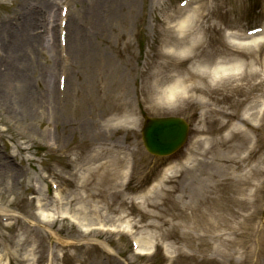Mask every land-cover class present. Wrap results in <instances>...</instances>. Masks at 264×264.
<instances>
[{
    "label": "rangeland",
    "instance_id": "374dc122",
    "mask_svg": "<svg viewBox=\"0 0 264 264\" xmlns=\"http://www.w3.org/2000/svg\"><path fill=\"white\" fill-rule=\"evenodd\" d=\"M46 9L55 20L44 21ZM203 11L211 62L230 48L228 35L264 33V0H0V264H264V169H249L255 182L239 190L243 169L229 162L248 140L225 141L238 155L227 166L229 147L204 151L194 112L254 96L260 84L169 104L138 90L144 70L168 76L160 89L197 67L198 48L183 45L198 42ZM252 27L260 31L249 35ZM142 114L185 116L192 135L152 160L139 139ZM261 150L257 142L251 154ZM97 154L119 161L120 177L108 174L119 193L101 187L94 216L77 187L81 169L97 166L81 158ZM187 156L170 174L167 162Z\"/></svg>",
    "mask_w": 264,
    "mask_h": 264
},
{
    "label": "bare ground",
    "instance_id": "6f19581e",
    "mask_svg": "<svg viewBox=\"0 0 264 264\" xmlns=\"http://www.w3.org/2000/svg\"><path fill=\"white\" fill-rule=\"evenodd\" d=\"M128 1L134 4V0ZM205 12L203 11L202 18L205 17ZM53 14L54 13L52 11L46 9L44 21L49 22L51 19L53 20ZM211 18V15H206L203 25L200 24V26L196 29L195 34H198L200 38L197 39L198 42L194 39L189 42L186 47L183 45V49H185L184 51L188 52L197 50L196 47L198 48L196 54L198 61L197 67H188V69L183 71V75L181 77L176 78L167 87L160 89L156 85L162 81L161 78L167 79L168 76L164 75L161 78L154 79L157 74H154V72L150 69L144 70L142 72L143 79L141 80V84L138 86V90L144 91L147 96L150 93L152 94L151 91H154L159 96L158 98L161 101H166V103L169 104L174 100L176 101L177 98H181V96H183L184 100L190 102L192 95L197 92L204 94V97L207 93L211 94L213 90L219 91L222 87L229 91L236 90L239 92L240 90H247L250 87L253 88L260 84L254 96L250 93L249 97L243 96L239 102L236 99H231L229 102H216L221 105L216 108H213V106L208 103V106H206V113L203 115L205 120L203 131L205 130L206 122H208V124H210L208 134L212 136L207 137L206 139L219 144L225 149L229 147L222 155L227 166L228 160L232 159V157L238 158V155L234 154L229 157L230 148L233 145L225 146V141L234 139V132L240 129L238 125H243L246 129H249L251 128L250 126H252V134L242 133V137L245 140H248L247 146L244 147L243 154L239 156L240 158L238 161L234 159V164L229 162V165L235 166V169H232L233 171L236 169H243L239 180L245 182L239 183L238 188L239 190L245 191L255 182V180L253 181L254 176L252 171L249 169H264V151L261 150L260 153L257 152V158L254 157V154H251L257 147V142L258 144H262L264 142V132L260 139L257 138L258 140H256L255 136L257 128L264 129V94H262V87L264 83V33L262 32L251 37L243 38L236 35H229L228 38L231 43L230 48L227 49L224 53L225 55H223L220 59L215 62H211L210 57L203 53V39H205V32L207 30V24L205 22H209ZM260 47L263 49V52ZM257 50H259L260 53L259 57L257 56ZM65 51L67 52V43ZM176 67L170 65V68L165 67V69L174 70ZM233 120H238V123L233 124ZM226 126L227 128L224 134H221L220 131ZM97 156L98 154L94 157L91 156L92 158L96 157L95 159L86 156V158H81L80 160L97 163V166L95 165L94 168L88 166L85 169H81L82 179L79 186L81 192L80 198L82 200H87L92 204L88 213L93 214L94 216L97 211L95 200L99 197L98 194L101 192V187L104 186V188L112 194L119 193L116 189H112L108 182L111 178H114V181H118L120 177V173L117 175V168H112V165H117L119 161L109 163L103 161L102 157ZM226 165L225 167H227ZM108 169H110L109 173H107ZM260 173L262 174V172ZM108 174L111 178L108 177ZM117 181L115 183H117ZM116 186L117 185L114 184V187ZM217 188H219L218 185L212 187V189ZM109 196L111 195L109 194ZM101 197L104 196L101 195ZM206 198L207 196L205 199ZM73 200L74 199H69L68 204H71ZM80 211L86 214L83 208H81ZM169 226L170 228L172 227L171 224H169ZM226 226L229 227V223H227ZM216 228L218 229L219 226L216 225ZM222 229L226 228H221L220 230ZM258 233H264V229L259 228Z\"/></svg>",
    "mask_w": 264,
    "mask_h": 264
},
{
    "label": "water",
    "instance_id": "95a60500",
    "mask_svg": "<svg viewBox=\"0 0 264 264\" xmlns=\"http://www.w3.org/2000/svg\"><path fill=\"white\" fill-rule=\"evenodd\" d=\"M159 125H160L159 126V133L161 135L168 136V135H170L169 133L171 131V135L175 136L176 127L178 125L177 121L166 120V121H163L162 123H160ZM171 125H172V128H171ZM181 135H182V133H181ZM145 140H146L147 148L151 151H153V149H154V150H158V151L164 153V152H167L170 149V147L171 148L173 147L171 144H168L165 141L157 139L155 128H152V129L148 130L147 133H145Z\"/></svg>",
    "mask_w": 264,
    "mask_h": 264
}]
</instances>
